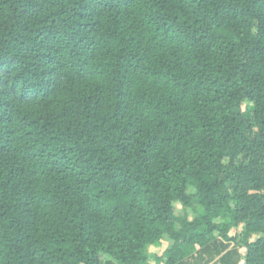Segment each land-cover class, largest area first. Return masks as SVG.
<instances>
[{"label": "trees", "instance_id": "trees-1", "mask_svg": "<svg viewBox=\"0 0 264 264\" xmlns=\"http://www.w3.org/2000/svg\"><path fill=\"white\" fill-rule=\"evenodd\" d=\"M0 264H264V0H0Z\"/></svg>", "mask_w": 264, "mask_h": 264}, {"label": "rangeland", "instance_id": "rangeland-1", "mask_svg": "<svg viewBox=\"0 0 264 264\" xmlns=\"http://www.w3.org/2000/svg\"><path fill=\"white\" fill-rule=\"evenodd\" d=\"M176 205H179V204H176ZM167 245H168V241H164L163 244L161 245V247H154V246L149 247V249H148V251L150 253L149 254L150 255L149 260L152 263H154V254L157 253V254L161 255L163 253L164 249L167 247Z\"/></svg>", "mask_w": 264, "mask_h": 264}]
</instances>
